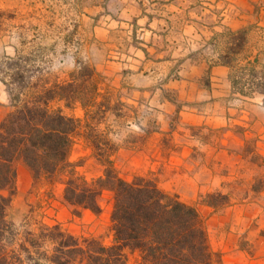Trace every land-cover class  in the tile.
Wrapping results in <instances>:
<instances>
[{
    "label": "rangeland",
    "instance_id": "1",
    "mask_svg": "<svg viewBox=\"0 0 264 264\" xmlns=\"http://www.w3.org/2000/svg\"><path fill=\"white\" fill-rule=\"evenodd\" d=\"M100 2L0 0V61L24 57L30 66L40 68L44 78L60 80H65L77 63L94 68L90 59L96 58V49L106 48L85 43L91 23L86 17ZM115 7L110 4L113 14ZM97 75L94 103L102 102L104 109L92 106L86 113L78 104L62 109L79 121L69 155L76 173L94 181L102 176V161L107 159L125 181L137 176L155 181L161 190L198 211L215 254L214 264L219 263L221 255L213 240L219 234L220 220L235 222L245 214L234 206L256 205V219L262 216L264 222V131L253 127L257 120L264 122V100L229 93L209 101L203 95L193 98L187 93L189 89L185 92L184 86L178 84L177 88L162 78L150 84L146 96H140L131 82ZM235 76L237 88L249 93L251 85L241 65L236 66ZM252 84L264 89L263 70L261 81ZM10 111L7 92L0 82V121ZM14 168L16 190L6 215L19 232L59 225L76 238L111 244L110 192L98 198V215L82 210L76 216L62 199V184L45 180L33 184L30 170L21 161H16ZM209 194L226 196L227 204L216 199L220 203L217 208L207 206ZM255 222L241 236V247L264 254V223ZM127 260L135 264L136 257L129 255Z\"/></svg>",
    "mask_w": 264,
    "mask_h": 264
},
{
    "label": "trees",
    "instance_id": "2",
    "mask_svg": "<svg viewBox=\"0 0 264 264\" xmlns=\"http://www.w3.org/2000/svg\"><path fill=\"white\" fill-rule=\"evenodd\" d=\"M28 62L24 57L0 61V82L11 106L0 121V264H128L129 255L136 257L135 264H214L206 228L193 206L164 192L153 180L121 179L107 159L102 161V176L91 182L69 162L79 121L62 109L77 104L86 113L92 106L104 109L102 102L94 103V68L77 63L60 80L44 78L40 68ZM232 85L247 94L237 88L238 81ZM16 161L30 170L33 184H62V199L76 216L82 210L98 215V198L110 192L111 244L76 238L59 225L19 232L6 215L16 190ZM206 199L211 208L219 206L216 199L227 204L220 194Z\"/></svg>",
    "mask_w": 264,
    "mask_h": 264
},
{
    "label": "crops",
    "instance_id": "3",
    "mask_svg": "<svg viewBox=\"0 0 264 264\" xmlns=\"http://www.w3.org/2000/svg\"><path fill=\"white\" fill-rule=\"evenodd\" d=\"M110 4L118 5L114 14ZM93 8L86 17L91 23L85 43L106 48L96 49L90 59L96 73L131 82L140 96L162 78L189 89L193 98L203 95L209 101L229 93L264 100V89L252 87L264 71V0H101ZM237 65L251 85L247 94L233 88ZM253 127L264 131V122L257 120ZM237 207L244 217L220 220L214 236L221 255L217 264H264L262 252H249L240 243L257 220L258 207ZM261 218L255 223L263 224Z\"/></svg>",
    "mask_w": 264,
    "mask_h": 264
}]
</instances>
